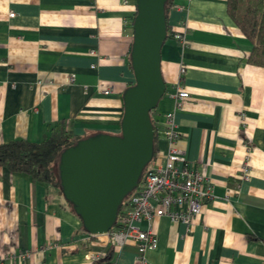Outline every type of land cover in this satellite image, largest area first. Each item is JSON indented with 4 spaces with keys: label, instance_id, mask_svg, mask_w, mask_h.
Wrapping results in <instances>:
<instances>
[{
    "label": "crops",
    "instance_id": "1",
    "mask_svg": "<svg viewBox=\"0 0 264 264\" xmlns=\"http://www.w3.org/2000/svg\"><path fill=\"white\" fill-rule=\"evenodd\" d=\"M225 1L173 0L168 13V32L185 22L186 44L161 46L165 92L151 118L173 112L176 148L213 190L189 227L152 221L144 264H264V68L246 63L251 45ZM134 13V0H0V144L39 142L59 122L79 138L118 134ZM176 86L187 93L178 110ZM86 234L57 189L0 169V264H93L105 236ZM113 255L137 263L131 244Z\"/></svg>",
    "mask_w": 264,
    "mask_h": 264
},
{
    "label": "water",
    "instance_id": "2",
    "mask_svg": "<svg viewBox=\"0 0 264 264\" xmlns=\"http://www.w3.org/2000/svg\"><path fill=\"white\" fill-rule=\"evenodd\" d=\"M167 0H134L129 64L133 84L122 93L116 135L97 133L60 152L59 187L85 233L103 235L113 226L122 200L137 185L152 155L150 113L165 92L160 49L166 40Z\"/></svg>",
    "mask_w": 264,
    "mask_h": 264
},
{
    "label": "built area",
    "instance_id": "3",
    "mask_svg": "<svg viewBox=\"0 0 264 264\" xmlns=\"http://www.w3.org/2000/svg\"><path fill=\"white\" fill-rule=\"evenodd\" d=\"M8 17H13V14L9 13ZM185 27V22L180 21L166 35L184 47ZM179 72L182 74L183 70ZM170 97L174 110H178L187 93L176 86ZM153 128L155 134L167 144L165 154L143 168L141 182L120 204V212L114 222L116 226L113 225L103 235L86 234L87 242L105 236L103 248L110 246L120 249L126 244L133 245L137 264H144V254L156 248L157 240L151 226L153 220L165 217L173 223L180 222L189 227L191 221L200 215L203 203L212 198L213 190L209 178L176 148L180 136L175 130L173 112L165 113L160 122L154 121ZM240 171V179H246V167L243 166ZM102 256L103 250L85 258L95 263Z\"/></svg>",
    "mask_w": 264,
    "mask_h": 264
},
{
    "label": "trees",
    "instance_id": "4",
    "mask_svg": "<svg viewBox=\"0 0 264 264\" xmlns=\"http://www.w3.org/2000/svg\"><path fill=\"white\" fill-rule=\"evenodd\" d=\"M172 3L173 0H167L164 5L166 33H168L169 28L167 26V17L172 8ZM225 12L242 36L251 45L246 63L251 66L264 68V0H226ZM154 111L150 113L152 125L151 116ZM80 139L83 138L72 135L71 132L65 129L62 122H59L50 128L49 136L39 142L19 139L0 144V169H4L10 174L25 175L33 184L42 183L54 187L62 196L57 171L58 156L60 152L73 146ZM156 144L157 135L154 132L152 155L149 163L153 162L156 158L158 152ZM142 175L143 172H141L138 184L141 182ZM126 198L127 196L123 200ZM65 202L71 213L80 222L79 218L74 214L71 205L66 200ZM120 208L121 206L118 209V213L120 212ZM113 225L115 227L116 223ZM80 230L85 232L81 223ZM113 256L112 247L107 246L104 249L102 258L93 264H111Z\"/></svg>",
    "mask_w": 264,
    "mask_h": 264
},
{
    "label": "bare ground",
    "instance_id": "5",
    "mask_svg": "<svg viewBox=\"0 0 264 264\" xmlns=\"http://www.w3.org/2000/svg\"><path fill=\"white\" fill-rule=\"evenodd\" d=\"M128 196V195H127Z\"/></svg>",
    "mask_w": 264,
    "mask_h": 264
}]
</instances>
